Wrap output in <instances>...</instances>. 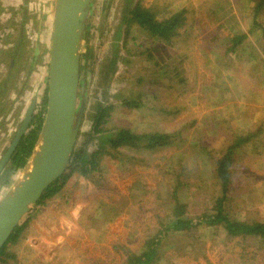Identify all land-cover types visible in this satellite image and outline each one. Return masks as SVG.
I'll return each instance as SVG.
<instances>
[{
  "label": "rangeland",
  "instance_id": "374dc122",
  "mask_svg": "<svg viewBox=\"0 0 264 264\" xmlns=\"http://www.w3.org/2000/svg\"><path fill=\"white\" fill-rule=\"evenodd\" d=\"M258 1L90 0L80 49L74 150L87 143L100 104L114 106L106 129L167 130L180 138L163 148L121 154L107 149L112 156L102 161V178L75 173L59 194L31 208L20 222L26 226L16 244L9 246L14 258L7 264H126L125 251L141 250L154 234V214L169 212L156 196L165 199L175 184L173 170L184 168L182 181H205L196 191L209 200L220 192L206 173L213 170L210 153L249 136L234 155L231 210L241 219L264 222V6L255 19ZM138 2L166 10L162 14L186 8L180 36L165 45L133 26L126 39L122 19ZM56 6L57 0H0V158L33 102L32 117L45 115ZM237 34L246 38L227 53L230 37ZM147 49L155 51L152 59L141 55ZM166 64L168 74L162 73ZM181 78L186 83L179 84ZM132 100L137 106L123 107V101ZM89 140L88 153L103 141ZM24 175L21 169L0 177V201ZM142 183L145 195L137 191ZM161 256V264H264V243L202 227L194 239L170 238Z\"/></svg>",
  "mask_w": 264,
  "mask_h": 264
},
{
  "label": "trees",
  "instance_id": "16d2710c",
  "mask_svg": "<svg viewBox=\"0 0 264 264\" xmlns=\"http://www.w3.org/2000/svg\"><path fill=\"white\" fill-rule=\"evenodd\" d=\"M140 2V1H139ZM134 4L132 8L126 9V14L123 17V23L125 25V37L126 39L130 35L131 28L136 26L142 29L150 36H153L165 45L171 44L174 40L180 36L181 30L186 24L188 10L186 8L178 10H169L168 12L160 10L158 7L143 6L140 3ZM264 6V0H259L254 9V18L256 19L259 12ZM245 35H235L230 37L231 46L228 48V52H234L235 49L242 44L245 39ZM156 50H161L156 48ZM154 50L147 49V52H142L141 55L146 59H152L151 54ZM148 61V60H147ZM155 66L160 64L153 62ZM113 65V64H112ZM154 66V67H155ZM162 73L168 74L167 64L162 67ZM165 71V72H164ZM158 72V71H156ZM174 77H179L180 73L173 70ZM186 80L181 78L179 84H184ZM139 97L137 98L138 101ZM137 101L131 102L123 101V107L133 108L137 106ZM46 103H44L45 105ZM114 106H106L100 104L95 116L93 117V123L90 131L86 134L89 139L93 136L102 138L103 141L96 148V150L88 153L85 149L86 144H82L83 147L74 150L67 166V172L63 176L53 183L43 194L37 204H44L47 200H50L55 195L59 194L66 182L75 173L89 178L95 173L102 178L101 164L104 157L109 154L110 151L118 152L121 154L123 150L129 149H156L163 148L173 144L178 138H180L179 132L171 131H152L145 133H136L127 127H120L113 130L105 128V125L112 120V112ZM45 113V109L43 110ZM160 113V111H159ZM166 114L167 112H164ZM44 122V117L33 116L29 125L28 131L23 135L18 143L15 152L13 153L9 163L5 166L3 174H7L12 171L24 169L29 162L32 154L38 148L39 136L41 127ZM31 128V129H30ZM257 133L256 135H258ZM104 135V136H103ZM252 136L246 138H237L234 143L223 152L219 154L211 155V162L213 170L208 173L207 176H212L215 179V188H220L219 194L215 192L210 194L209 200L207 196L202 193H198L196 188L205 187V181L201 180L199 184H195L189 181H182L181 175L184 174V168H180V171L173 170L172 175L175 176V184L171 190L163 199L160 195L156 196L157 202L164 201L168 208L166 214L162 215L155 213L154 217L157 222L156 230L154 234L148 236L143 244V248L139 251L126 250V264H161L163 262L161 256V249L167 245L170 238L176 236H184L186 238L194 239L196 230L202 227L207 228H221L227 237H253L264 243V222L259 220H247L241 219L235 212L231 210V169L234 162V155L237 148L241 145L249 142ZM105 145H107L105 147ZM107 149H110L107 150ZM206 150V146L201 145L202 151ZM206 153H209L205 151ZM176 172V173H175ZM175 173V174H174ZM2 174V176H3ZM181 190H186L182 194ZM140 195H145L148 192L144 183L140 184ZM191 192V193H190ZM190 193V194H189ZM193 195L190 196V195ZM188 197L189 202L181 198ZM192 198V199H191ZM194 204V206L192 204ZM170 208V209H169ZM116 218L117 216L114 215ZM113 219V218H111ZM26 225H18L7 239L6 243L0 249V262L7 264L10 259L14 258V254L10 251L9 246L16 244L20 234ZM193 245L191 244V247ZM167 262L168 260L165 259ZM207 264L209 261L206 260Z\"/></svg>",
  "mask_w": 264,
  "mask_h": 264
},
{
  "label": "water",
  "instance_id": "95a60500",
  "mask_svg": "<svg viewBox=\"0 0 264 264\" xmlns=\"http://www.w3.org/2000/svg\"><path fill=\"white\" fill-rule=\"evenodd\" d=\"M90 0H57L51 42L48 104L38 148L24 177L0 201V249L45 191L67 171L78 132V89L83 23ZM33 102L0 161V174L28 131Z\"/></svg>",
  "mask_w": 264,
  "mask_h": 264
},
{
  "label": "crops",
  "instance_id": "0c3cea01",
  "mask_svg": "<svg viewBox=\"0 0 264 264\" xmlns=\"http://www.w3.org/2000/svg\"><path fill=\"white\" fill-rule=\"evenodd\" d=\"M48 82H49V79H48ZM48 82H47V89L45 90L44 92V103L45 104V115H44V121H45V117H46V112H47V104H48ZM44 123V122H43Z\"/></svg>",
  "mask_w": 264,
  "mask_h": 264
},
{
  "label": "flooded vegetation",
  "instance_id": "af4514ba",
  "mask_svg": "<svg viewBox=\"0 0 264 264\" xmlns=\"http://www.w3.org/2000/svg\"><path fill=\"white\" fill-rule=\"evenodd\" d=\"M3 155H4V154H3ZM3 155H2V156H3ZM1 159H2V157L0 158V161H1ZM8 163H9V162H8ZM8 163H7V164H8ZM7 164H6V165H7ZM4 168H5V167H4ZM3 170H4V169H3ZM2 174H3V171H2V173L0 174V177L2 176Z\"/></svg>",
  "mask_w": 264,
  "mask_h": 264
}]
</instances>
